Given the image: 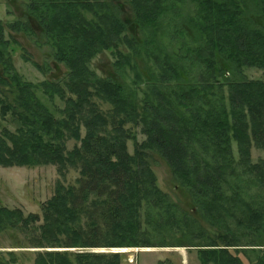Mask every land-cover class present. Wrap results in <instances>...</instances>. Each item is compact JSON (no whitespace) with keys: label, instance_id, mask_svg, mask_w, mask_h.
I'll return each mask as SVG.
<instances>
[{"label":"trees","instance_id":"16d2710c","mask_svg":"<svg viewBox=\"0 0 264 264\" xmlns=\"http://www.w3.org/2000/svg\"><path fill=\"white\" fill-rule=\"evenodd\" d=\"M25 1L24 21L8 24L9 29L30 35L39 31L55 62L68 72L62 85L24 81L11 64L10 41L0 23V88H9L13 97L12 102L0 97V117L11 114L21 124L17 133L0 135V166L52 164L61 172L72 165L79 178L75 186L58 184L40 213L25 217L20 210L0 207V227L19 228L29 237L25 247L38 250L34 264H121V253L46 249L153 247L141 221V210L147 208L146 220L154 225L163 219L186 227L171 245L157 234L156 247L203 248L201 264H242L238 251L250 264H264V161L252 163L250 150H264V81L241 77L244 68L264 71V0H187L192 9L181 22L177 5L185 0H127L131 22L121 20L104 0ZM168 16L189 38L180 57L156 43L161 20ZM132 23L146 32L147 48L151 42L155 46L157 73L133 77L137 85L144 79L157 82L151 100L140 108L129 91L96 77L89 67L93 57L115 49V66L134 68L133 57L141 51L126 35ZM123 42L131 53L118 51ZM39 89L66 101L62 119L56 120L40 101ZM96 99L112 106L109 113L100 110ZM136 119L146 140L130 155L125 126ZM66 135L80 145L68 151ZM149 149L188 190L193 209L225 233L204 237L194 215L178 217L177 206L156 188L146 161ZM228 219L236 228L226 224ZM8 256L10 262L1 255L0 264L15 262L11 252Z\"/></svg>","mask_w":264,"mask_h":264},{"label":"rangeland","instance_id":"374dc122","mask_svg":"<svg viewBox=\"0 0 264 264\" xmlns=\"http://www.w3.org/2000/svg\"><path fill=\"white\" fill-rule=\"evenodd\" d=\"M104 1L107 2L112 9H115V14L119 16L121 20H128L129 22L133 20L134 15L132 14V8L127 0ZM25 2V0H0V23L4 27L5 38L10 41L9 56L11 64L19 77H22L26 82L36 84L37 86L48 81L61 83L62 85L68 70L63 64L55 62L51 47L45 43L39 31H37L35 35H30L24 32H13L8 27L10 23L21 20L24 21ZM177 6L181 15L177 22H181L191 12L192 4L185 0V2ZM256 18V20L260 21L261 17ZM161 21L162 27L156 38L154 36L156 43L168 54H174L180 57L185 50L184 46L189 43V38L187 36L185 37L180 30L177 31L174 26L175 22L171 21L170 16L167 18L164 17ZM31 22L35 24L33 19H31ZM126 35L129 39H134L135 43L138 42V45H140L139 50L141 52L138 51V55L133 57L134 68L130 69L128 66H125L121 69V66L116 67L115 62L118 59V55H116L115 49L102 51L93 57L89 67L96 77L113 80L121 87H124V89L127 90L126 92L129 91L136 102H138L140 108L143 107V101L148 99L151 100L153 95V83L156 85L157 82H155L156 80L154 78H152L153 80L144 79L137 85L134 84L133 77L136 72L145 74L147 77L157 73L154 69V65L156 66V59L153 57V54H155V46L153 42H151L150 47L147 48L146 40L148 38L146 32L138 28L135 23L128 25ZM142 48H145L146 51ZM118 51L124 54L132 52L126 42L119 45ZM1 69L0 66V72ZM241 77L243 80L264 81V71L254 68H244ZM11 92L9 88L3 86L0 88V97L5 96L9 102H12L13 97ZM212 92L214 93V91ZM223 92V96L226 97L227 89L224 88ZM37 93L40 101L47 107L50 114L58 121L62 119L64 116L63 112L65 108H67L66 101L56 94L49 97L40 89ZM65 93L67 98L71 97L67 90ZM215 93L218 95L220 94L217 91H215ZM96 101L101 111L109 113L112 109V106L105 100L96 99ZM139 113L141 114V111ZM138 120L139 119H136L134 123L130 122L125 126L126 133L130 137L126 139L125 145L127 153L130 155H134L136 146L142 144V142L146 140L144 126L142 123H139ZM20 125V122L11 114H8L5 118L0 117L1 137L4 138V134L7 132L17 133L20 129ZM80 130V135L83 138L86 134L83 125ZM64 143L68 151L80 145L76 139L70 138L69 135L65 136ZM232 150L236 159H238L237 146L233 141ZM250 150L252 163L255 164L264 161V150L255 146ZM145 153L146 161L151 169L156 188L167 196L170 203L177 206L178 217L182 215V212L194 215V219L198 221L200 227L205 232L204 237L217 238L219 232H224L223 226L212 224L208 216L202 212L197 213L193 209L190 193L186 188L183 186L181 187L180 181L174 176L168 164L155 151L149 149L145 150ZM78 178L79 169L72 165H68L65 169L61 170V172L56 165L52 164L35 167L0 166V207L20 210L25 217L30 214L40 213L42 204L53 196L58 184L64 187L75 186ZM147 211V208L141 210V221L143 224L142 226L148 229L150 233L147 237L151 240L153 247L103 249L55 248L46 250L60 252L91 250L96 253H114L123 250L121 254L125 256L121 264H201L199 250L203 248L156 247L157 239L155 240V237L157 234H159V237L164 236V238H166L165 242L171 245L173 244L172 240L174 237H181L182 230L186 232V227L181 225V227L178 228V225L176 226L173 221L167 220L166 222V220L163 219H159V222L154 225L150 220H146ZM151 215H155V213L151 211ZM226 224L236 228L234 220L228 219L226 220ZM0 228V256L2 255L5 261L10 262L11 257H9L8 254L11 252L15 260V262L11 264H34L35 254L38 250L25 247L29 246V237H25L19 228H9L8 226H1ZM249 237H251V235ZM247 240L249 239L247 238ZM204 242L205 240H202L201 244H204ZM228 249L233 252L235 248ZM237 256L242 264H250L249 257L244 256L240 251H238Z\"/></svg>","mask_w":264,"mask_h":264}]
</instances>
